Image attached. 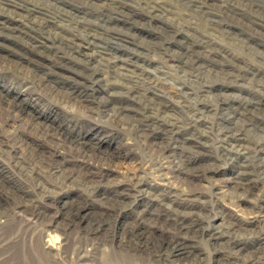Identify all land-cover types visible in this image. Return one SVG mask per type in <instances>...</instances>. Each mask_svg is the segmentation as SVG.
<instances>
[{
  "label": "rangeland",
  "instance_id": "374dc122",
  "mask_svg": "<svg viewBox=\"0 0 264 264\" xmlns=\"http://www.w3.org/2000/svg\"><path fill=\"white\" fill-rule=\"evenodd\" d=\"M263 139L264 0H0V264H264Z\"/></svg>",
  "mask_w": 264,
  "mask_h": 264
},
{
  "label": "bare ground",
  "instance_id": "6f19581e",
  "mask_svg": "<svg viewBox=\"0 0 264 264\" xmlns=\"http://www.w3.org/2000/svg\"><path fill=\"white\" fill-rule=\"evenodd\" d=\"M149 10V9H148ZM250 12V11H249ZM113 34V33H112ZM88 35V34H87ZM60 42V41H59ZM92 57V56H91ZM153 92V91H152ZM136 96V95H135ZM234 108V107H233ZM245 108V107H244ZM246 109V108H245ZM108 110V109H107ZM121 110V109H120ZM201 110V109H200ZM200 112V111H199ZM248 112V111H247ZM198 113V112H197ZM201 113V112H200ZM191 115V114H190ZM254 117V116H253ZM252 118V117H251ZM190 120V119H189ZM192 120V119H191ZM171 121V120H170ZM175 121V120H174ZM164 122V121H163ZM167 122V121H166ZM242 122V121H241ZM177 123V122H176ZM175 123V124H176ZM195 123V122H194ZM243 123V122H242ZM149 125H150V123H148ZM178 124V123H177ZM196 124V123H195ZM218 124H220V123H218ZM217 124V125H218ZM173 125V124H172ZM194 125V124H193ZM225 125V124H224ZM196 126V125H195ZM242 126V125H241ZM246 126V125H245ZM173 127V126H172ZM218 127V126H217ZM177 128H179V126L177 127ZM194 128V127H193ZM246 128V127H245ZM243 130V129H242ZM246 130V129H245ZM171 131H172V129H171ZM232 131V130H231ZM167 132V131H166ZM195 132H196V130H195ZM194 132V133H195ZM198 132V131H197ZM227 132V131H226ZM234 132V131H233ZM174 133V132H173ZM198 134H199V132H198ZM202 135V134H201ZM200 135V136H201ZM197 136V135H196ZM231 136V135H230ZM172 137V136H171ZM235 137V136H234ZM15 138V137H14ZM194 138V137H193ZM232 138V137H231ZM195 140V139H194ZM224 140V139H223ZM241 140H242V138H241ZM264 140V139H263ZM1 141V140H0ZM174 141V140H173ZM198 141V140H197ZM201 141V140H200ZM18 142V141H17ZM184 142V141H183ZM199 142V141H198ZM197 142V143H198ZM222 142V141H221ZM263 142V141H262ZM170 143V142H169ZM228 143V142H227ZM226 143V144H227ZM248 143V142H247ZM252 143V142H251ZM201 144V143H200ZM240 144V143H239ZM259 144V143H258ZM257 144V145H258ZM261 144V143H260ZM168 146V145H167ZM5 147V146H4ZM21 147V146H20ZM249 147V146H248ZM58 148V147H57ZM63 148V147H62ZM225 148V147H224ZM4 149V148H3ZM20 149H22V148H20ZM26 149V148H25ZM169 149V148H168ZM246 149V148H245ZM251 149V148H250ZM261 149V148H260ZM227 150V149H226ZM229 150V149H228ZM233 150V149H232ZM249 150V149H248ZM263 150V149H262ZM25 151V150H24ZM183 151V150H182ZM231 151V150H230ZM256 151V150H255ZM22 152H23V150H22ZM240 152V151H239ZM20 153V152H19ZM33 154L32 152H30L29 151V157H31V154ZM238 153V152H237ZM55 154V153H54ZM163 154V153H162ZM19 155V154H18ZM24 155V154H23ZM10 156V155H9ZM227 156V155H226ZM27 157V156H26ZM25 157V158H26ZM56 157V156H55ZM233 157V156H232ZM238 157V156H237ZM231 158V157H230ZM179 159V158H178ZM234 159V158H233ZM34 160V159H33ZM171 160V159H170ZM28 161V160H27ZM39 161V160H38ZM155 161V160H154ZM18 162V161H17ZM23 162V161H22ZM88 162V161H87ZM157 162H158V159H157ZM179 162V161H178ZM192 162V161H191ZM16 163V162H15ZM32 163V162H31ZM52 163V162H51ZM180 163H181V161H180ZM189 163V162H188ZM157 164V163H156ZM167 164V163H166ZM179 164V163H178ZM191 164V163H190ZM54 165H55V163H54ZM94 165V164H93ZM160 165V164H159ZM56 166V165H55ZM179 166V165H178ZM185 166V165H184ZM239 166V165H238ZM241 166H245V165H241ZM40 167V166H39ZM52 167V166H51ZM159 168H160V166H158ZM161 167H162V165H161ZM20 168V167H19ZM55 168V167H54ZM59 168V167H58ZM57 168V169H58ZM105 168V167H104ZM166 168V167H165ZM170 168V167H169ZM171 168H172V166H171ZM178 168V167H177ZM33 169V168H32ZM180 169V168H179ZM239 169H240V167H239ZM243 169V168H242ZM35 170V169H34ZM156 170V169H155ZM175 170V169H174ZM94 171V170H93ZM101 171V170H100ZM158 171V170H157ZM169 171H171V170H169ZM45 172V171H44ZM188 172V171H187ZM203 172V171H202ZM249 172V171H248ZM100 173V172H99ZM38 174V173H37ZM60 174V173H59ZM91 174V173H90ZM105 174V173H104ZM57 175V174H56ZM97 175V174H96ZM239 175V174H238ZM243 175H245V174H243ZM76 176V175H75ZM160 176V175H159ZM34 177V176H33ZM235 177H237V175L235 176ZM39 178V177H38ZM135 178V177H134ZM36 179V178H35ZM70 179V177L69 176H63V178H62V180H61V182H62V184L63 183H65V182H67V180H69ZM98 179V178H97ZM107 180V179H106ZM135 180V179H134ZM38 181V180H37ZM80 181V180H79ZM96 182V181H95ZM98 182V181H97ZM100 182V181H99ZM111 182H112V180H111ZM35 183V182H34ZM59 183V182H58ZM80 183V182H79ZM85 183V182H84ZM90 183V182H89ZM110 183V182H109ZM122 183V182H121ZM138 183V182H137ZM68 184V183H67ZM78 184V183H77ZM101 184V183H100ZM132 184V183H131ZM83 186V185H82ZM107 186V185H106ZM108 186H109V184H108ZM114 186H116V188H119L120 187V185H116V183L114 184ZM130 186V185H129ZM135 186H136V184H135ZM61 187V186H60ZM89 187H93V186H89ZM98 187V186H97ZM126 187V186H125ZM94 189H96V187L94 186L93 187ZM40 190V189H39ZM116 191V190H115ZM120 191V190H119ZM123 191H124V189H123ZM92 192V191H91ZM121 192V191H120ZM126 192V191H125ZM174 192V191H173ZM184 192V191H183ZM170 193V192H169ZM94 194V193H93ZM116 194V193H115ZM124 194V193H123ZM175 194V193H174ZM179 194V193H178ZM186 194V193H185ZM130 195V194H129ZM170 195V194H169ZM176 195V194H175ZM159 196V195H158ZM167 196V195H166ZM51 197V196H50ZM126 197V196H125ZM160 197V196H159ZM169 197V196H168ZM55 198V197H54ZM163 198V197H162ZM178 198V197H177ZM184 198V197H183ZM56 199V198H55ZM174 199V198H173ZM56 201V200H55ZM159 201V200H158ZM45 202V201H44ZM157 202V201H156ZM166 202V201H165ZM158 203V202H157ZM257 203V202H256ZM163 204V203H162ZM181 204V203H180ZM41 205V204H40ZM55 205V204H54ZM167 205V204H166ZM170 205V204H169ZM45 206V205H44ZM172 206V205H171ZM171 206H170V208H171ZM193 206V205H192ZM48 208H49V206H48ZM260 208H262V207H260ZM108 209V208H107ZM180 210V209H179ZM29 211H31V213L33 214V216H34V218L36 217V218H41V211H40V209H39V204L38 203H34V205H33V207L31 208V210H29ZM160 212H161V210H159ZM175 211L176 210H172V211H168V210H165V212H166V216H168L169 217V219H172L173 218V220H175L176 221V227H175V230H181V229H183V228H186L187 227V225H186V217H188L189 218V216L187 215L186 217H185V215H186V213H185V211H183V213H185V215L183 214L182 215V213L181 214H178V212L177 213H175ZM158 212V211H157ZM188 212V211H187ZM116 213V212H115ZM49 214V213H48ZM157 214V213H156ZM158 214H159V212H158ZM188 214V213H187ZM195 215V214H194ZM3 216V215H2ZM1 218V217H0ZM7 218V217H6ZM191 219V218H190ZM193 219V218H192ZM5 220V219H4ZM197 220V219H196ZM10 221V220H9ZM170 221V220H169ZM193 221V220H192ZM163 222V221H162ZM6 223V222H5ZM190 223V222H189ZM236 224V223H235ZM106 225L107 224H101V225H99V227H98V229L97 230H102V229H104V228H106ZM139 225V224H138ZM173 225V224H172ZM231 225V224H230ZM234 225V224H233ZM136 226V225H135ZM118 227V226H117ZM116 227V228H117ZM96 228V227H95ZM116 228H115V230H116ZM235 228V227H234ZM174 229V228H173ZM157 230V229H156ZM229 230V229H228ZM237 230V229H236ZM174 231V230H173ZM110 232V231H109ZM114 232V231H113ZM175 233H176V231H174ZM104 233V232H103ZM145 233V232H144ZM183 233V232H182ZM231 233V232H230ZM233 233V232H232ZM231 233V234H232ZM135 234V233H134ZM215 234V233H214ZM217 234V233H216ZM227 234V233H226ZM222 235V234H221ZM114 236V235H113ZM120 236V235H119ZM171 236V235H170ZM217 236H218V234H217ZM230 236V235H229ZM156 237V236H155ZM160 237V236H159ZM94 238V237H93ZM217 238V237H216ZM223 238V237H222ZM234 238V237H233ZM9 239V238H8ZM7 240V239H6ZM133 240V239H132ZM138 240V239H137ZM229 240V239H228ZM101 241H102V239H101ZM113 241V240H112ZM226 241V240H225ZM231 241V240H230ZM4 242H6V241H4ZM130 242V241H129ZM176 242V241H175ZM3 243V242H2ZM137 243V242H136ZM158 243V242H157ZM168 243V242H167ZM134 244V243H133ZM144 245H146V244H144ZM155 246V245H154ZM163 243H162V245L160 246V247H158V248H156V254H155V256L156 257H159L160 259H163V257L166 259V260H169V259H172L171 257H173L174 259H177L176 261H178V264H204V263H202V261H200L198 258H195V257H192V255H191V251H190V249H189V247L187 246V243L185 244V243H182V242H176V243H172V246H171V248H169V250H170V252H164V250H163ZM170 246V245H169ZM191 246V245H190ZM94 248V247H93ZM167 248V247H166ZM134 249V248H133ZM129 250V249H128ZM227 250V249H226ZM117 251V250H116ZM135 251V250H134ZM225 251V250H224ZM146 253H148V252H146ZM120 254V253H119ZM125 254V253H124ZM128 254V253H127ZM116 255V254H115ZM83 256V255H82ZM86 256V255H85ZM117 256V255H116ZM120 256V255H119ZM138 256V255H137ZM149 256V255H148ZM88 257V256H87ZM133 257L134 256H128V258H129V260L127 259V261H125V263L124 264H130V262L131 263H134L133 262ZM226 258V257H225ZM111 259V258H110ZM157 259V258H156ZM124 260H126V259H124ZM140 260V259H139ZM150 260V259H149ZM118 261V260H117ZM173 261V260H172ZM151 262V261H150ZM153 262V261H152ZM168 262V261H167ZM246 262V261H245ZM251 262V264H256L257 263V261H255V263L253 262V261H250ZM86 263V262H85ZM110 263V262H109ZM108 263V264H109ZM173 263V262H172ZM84 264V263H83ZM139 264H143V262L141 261ZM213 264H233V263H231L229 260H226V259H224V258H218V259H216L215 260V262L213 263Z\"/></svg>",
  "mask_w": 264,
  "mask_h": 264
}]
</instances>
